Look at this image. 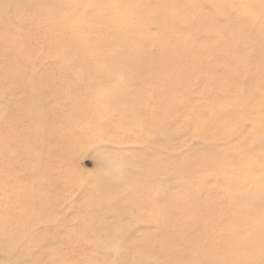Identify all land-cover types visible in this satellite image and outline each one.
I'll return each instance as SVG.
<instances>
[{
	"label": "bare ground",
	"instance_id": "1",
	"mask_svg": "<svg viewBox=\"0 0 264 264\" xmlns=\"http://www.w3.org/2000/svg\"><path fill=\"white\" fill-rule=\"evenodd\" d=\"M0 1L18 17L0 38L3 58L16 65L0 92L22 95L15 114L27 127L0 132V193L8 188L2 179L16 174L13 158L33 175L28 193H16L21 264H71L75 251H91L92 264H264V0ZM30 44L37 49H23ZM41 55L58 62L55 72L38 65ZM66 73L75 76L64 80ZM56 80L67 86L59 96L81 85L86 97L92 89L106 104L129 102L101 111L115 132L127 133L126 143L127 127L141 142L118 158L103 151L106 171L85 201L64 202L60 194L78 180L63 162L90 110L87 103L80 113L57 106L48 89ZM9 136L28 142L12 158ZM104 193L113 195L99 204ZM86 203L117 217L112 227L82 220L94 233L83 244L78 232H64L60 206ZM49 214L45 237L29 240L31 216ZM99 230L120 241L101 244Z\"/></svg>",
	"mask_w": 264,
	"mask_h": 264
},
{
	"label": "rangeland",
	"instance_id": "2",
	"mask_svg": "<svg viewBox=\"0 0 264 264\" xmlns=\"http://www.w3.org/2000/svg\"><path fill=\"white\" fill-rule=\"evenodd\" d=\"M0 3H2L0 1ZM16 9H12V11H15ZM18 23V17L14 15V12L8 13L6 11H3L0 9V38L4 37V31L6 28H10L12 26H15ZM126 24H124L125 26ZM67 37L64 35L61 39V46L58 47L59 51H63L67 45ZM22 46V45H19ZM44 48L46 46L42 45ZM23 49L27 50H35L37 49V45H28L24 47ZM4 49L2 48V42L0 41V85L3 87H6L7 84H9L11 81L6 78V73L13 70L16 66L14 64H10L9 61L5 60L3 58ZM75 53L71 52L69 54V60L72 61L75 59ZM40 65L43 67L44 65H47V67H51V72H55L56 68L58 66V62L48 58L45 55H41L40 57ZM35 62H39L35 60ZM102 68V67H101ZM43 70V69H41ZM75 75L66 73L64 76V80H68L71 78H74ZM26 85H29L30 83L28 81L25 82ZM109 86L117 85L118 83H107ZM48 89L50 91H57L60 93H63L67 90L66 83L64 81H53L49 83ZM67 92L68 96H59L56 92V105L59 107H69L73 109L75 112L80 113L81 108L79 106L83 105L84 103L88 104V109L90 110L89 113L84 117L81 118L82 123L78 125L79 134L77 137V143L75 146H71L70 150L67 151L66 156L68 157V160H65L63 163V168L66 172H68L69 175H74L78 180L76 184L69 185L67 189L63 191L60 195L63 196L64 202L69 201H77L78 199H83L85 201V198H83L84 194H88L89 191L87 188L92 187V183L94 180L97 179V177L101 174H103L106 170L103 168L104 162H103V151L105 153L110 152L111 156L114 158L120 157L121 154H128L133 150V147H138L137 149H141V142L137 141V138L134 133H136V129L128 128V134L132 135L130 139L132 140V143H126L125 141L128 140V138L124 137L125 135L121 134L120 132H115L114 129H116V123L114 121L107 122L104 119V113L101 111L104 109L106 111V108L109 110H117L115 106L120 105H127L128 103L125 102V104L117 103V102H107V104L104 102V98L102 96V93L99 90H88L89 95L86 97L83 93L85 92L83 86H79L78 91L68 90ZM75 93V94H74ZM24 99L22 98V95L15 94L11 95V98H9V94L1 93L0 92V132L3 134L10 135L11 131H25L26 130V122L24 118H22L20 115L15 114V103L18 102L19 105L23 104L22 101ZM9 106H11V109L9 110ZM110 106V107H109ZM142 112L141 108L136 110V113ZM47 115L55 117L57 115V112L47 110ZM73 118V117H72ZM67 120V119H66ZM65 122V121H64ZM66 123V122H65ZM61 127V125H60ZM67 126H62L61 128H65ZM130 129V130H129ZM9 144H8V157L12 158L10 155H13L14 152H18L22 149L24 146V143H28L27 141H23L22 139L18 138H11V136L8 137ZM30 142V139H29ZM52 148V147H51ZM101 156L98 157L97 155ZM4 154L2 155V161H4L3 158ZM121 159V158H119ZM13 167L16 170V174L14 175L13 179L9 180L2 179L4 184L8 186L7 189L3 187L5 190L4 193H0V211L2 216L0 220V237H4L9 234V237L12 234L13 238H0V264H21L23 262L22 257H18L19 252H21L20 247L17 243L19 242L18 234V224H19V212L20 207L18 206L16 202V193L24 192L28 193L29 189V182L31 183L33 180V175H29V180L26 176L27 173L25 171H21V166L25 164L23 158L22 160L14 159L12 161ZM4 172H6V169L4 167ZM24 173V174H23ZM48 175V173H47ZM55 176V175H54ZM52 176H50L51 178ZM104 179V177H103ZM49 182V181H47ZM54 184L53 183H47L46 186L48 189L51 188ZM13 189L16 191L15 193H12ZM47 191V190H44ZM104 197L99 201V204L101 202H104L109 197H112L113 193H104ZM40 198V197H39ZM140 198H144V196H141ZM222 198V196H221ZM56 199L55 197H50L49 200L54 201ZM105 199V200H104ZM78 200V201H79ZM98 204V205H99ZM45 205V204H43ZM28 211V210H27ZM43 210L41 211L42 214ZM135 214V211H133ZM8 215V216H7ZM3 216L6 220L10 218L8 222L3 221ZM117 217L116 213H112L109 211H102L97 210L93 211L92 207L86 203V205L82 206L79 210H72L69 207L68 208H62L60 206V223H62L65 226V233H73L78 232L80 234V238H77L81 243H91L92 241L89 239L90 235H93V230L87 227L82 223V220H88L91 218L90 222L93 220L98 221H104L107 222V227H112V223H114L115 219ZM126 217V215H125ZM4 219V220H5ZM47 219V220H46ZM32 220V234L28 237L29 240L33 239H41L45 237V233L47 231V227L51 226L53 223L52 216L45 215L42 218H39L36 215L31 216ZM56 220V219H55ZM69 220L70 222H66ZM127 220V219H126ZM124 221L123 223L126 224L127 221ZM49 221V223H48ZM129 224H135V222H129ZM38 225V227H37ZM36 227V228H35ZM139 229V228H138ZM137 229V231H138ZM36 234V235H33ZM76 234V233H75ZM97 241L101 244L107 245L108 242H118L120 241L118 238H112V239H106L104 238V234H102V231L99 230L97 233ZM10 241H9V240ZM75 239V240H77ZM125 239L126 241L130 240ZM77 240V242H79ZM125 241V242H126ZM14 243L15 246L10 249L8 244ZM120 243V242H119ZM127 243V242H126ZM91 251L88 254H82L79 251H75L72 256L69 258L68 262L71 264H92V258L90 257ZM121 253L118 256V261L121 262L122 255ZM150 253H143L142 256H149ZM28 262L25 261L24 264ZM101 264H108L106 262L101 261Z\"/></svg>",
	"mask_w": 264,
	"mask_h": 264
}]
</instances>
